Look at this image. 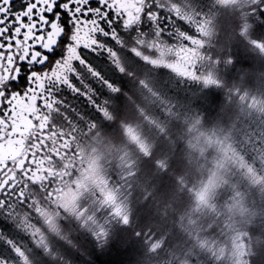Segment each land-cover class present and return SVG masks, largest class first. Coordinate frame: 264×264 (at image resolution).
Returning <instances> with one entry per match:
<instances>
[{"label": "snow or ice", "instance_id": "1", "mask_svg": "<svg viewBox=\"0 0 264 264\" xmlns=\"http://www.w3.org/2000/svg\"><path fill=\"white\" fill-rule=\"evenodd\" d=\"M81 237L264 264V0H0V264H94Z\"/></svg>", "mask_w": 264, "mask_h": 264}, {"label": "trees", "instance_id": "2", "mask_svg": "<svg viewBox=\"0 0 264 264\" xmlns=\"http://www.w3.org/2000/svg\"><path fill=\"white\" fill-rule=\"evenodd\" d=\"M177 83H179V81H177ZM183 87L197 88V86L192 85L191 82H186V83H179V88L174 87L171 89V91H173L174 93L182 92ZM81 240L84 246L90 250L88 258H90L94 262V264H133L132 259H130L127 255L123 254L121 251H118L116 248L112 246H109L108 248L103 250L96 249L95 252H92L91 251L92 244H90L88 240L84 239L83 237H81Z\"/></svg>", "mask_w": 264, "mask_h": 264}, {"label": "rangeland", "instance_id": "3", "mask_svg": "<svg viewBox=\"0 0 264 264\" xmlns=\"http://www.w3.org/2000/svg\"><path fill=\"white\" fill-rule=\"evenodd\" d=\"M250 83H252L253 86H256V87L260 86L259 82L256 81L254 77L250 78ZM191 84L197 86V88L183 87L182 92H175V93L181 98L190 99L192 102V105L194 107H198L201 104L199 97L202 95V93L199 92L200 85L198 83H195V82H191ZM257 235H259V234H257ZM262 239H263V237H262Z\"/></svg>", "mask_w": 264, "mask_h": 264}, {"label": "flooded vegetation", "instance_id": "4", "mask_svg": "<svg viewBox=\"0 0 264 264\" xmlns=\"http://www.w3.org/2000/svg\"><path fill=\"white\" fill-rule=\"evenodd\" d=\"M21 0H15V6L16 8H20Z\"/></svg>", "mask_w": 264, "mask_h": 264}]
</instances>
